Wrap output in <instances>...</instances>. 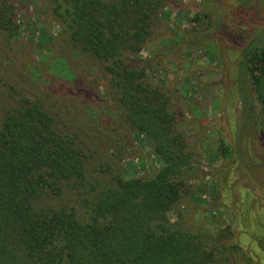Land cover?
I'll return each instance as SVG.
<instances>
[{"label":"trees","instance_id":"1","mask_svg":"<svg viewBox=\"0 0 264 264\" xmlns=\"http://www.w3.org/2000/svg\"><path fill=\"white\" fill-rule=\"evenodd\" d=\"M166 1L49 0L52 18L105 73L128 129L161 164L151 177L128 176L103 156L100 128L79 126L52 96L14 98L11 87L0 103V264H225L221 235L173 222L184 218L196 150L175 92L153 78L188 49L173 37L148 47ZM17 17L16 4L0 0V42L21 36ZM244 63L264 113V47L247 50ZM220 149L233 158L225 137Z\"/></svg>","mask_w":264,"mask_h":264},{"label":"rangeland","instance_id":"2","mask_svg":"<svg viewBox=\"0 0 264 264\" xmlns=\"http://www.w3.org/2000/svg\"><path fill=\"white\" fill-rule=\"evenodd\" d=\"M12 1L22 34L0 42V103L11 87L14 98L52 96L50 105L63 104L65 115L74 111L84 122L79 126L106 133L108 162L128 176H153L160 159L128 129L105 73L71 44L49 0ZM171 37L188 49L171 55L153 78L175 92L180 123L196 150L184 218L172 221L221 235L225 264H264V113L244 63L247 50L264 47V0H167L148 47ZM221 137L233 158L221 156Z\"/></svg>","mask_w":264,"mask_h":264}]
</instances>
